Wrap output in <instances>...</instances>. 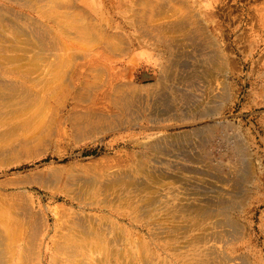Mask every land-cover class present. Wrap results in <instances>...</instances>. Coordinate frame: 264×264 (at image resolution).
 Instances as JSON below:
<instances>
[{
    "label": "bare ground",
    "instance_id": "1",
    "mask_svg": "<svg viewBox=\"0 0 264 264\" xmlns=\"http://www.w3.org/2000/svg\"><path fill=\"white\" fill-rule=\"evenodd\" d=\"M123 26L169 55L149 92L168 103L172 120H190L202 110L186 105L184 117L177 116L184 109L175 104L198 99L191 93L194 85L211 91L219 73L227 86L230 72L220 52L212 49L213 39L200 27L189 0H0V168L38 160V153L49 150L61 133L71 132L75 141L84 143L125 117H139L137 93L142 88L123 80V62L116 53L125 45ZM185 57L195 62L192 71L182 70ZM224 92L201 117L218 116L235 104ZM158 135L143 144L151 158L138 155L115 172L97 168L99 161H93L81 169L53 168L26 177L51 191V199L62 193L61 205L37 203L24 191L7 195L0 186V264H167L155 256L150 242L125 235L110 217L89 215L82 207L75 211L73 201L125 209L133 222H146V235L168 247L178 263L233 262L223 250L240 234L232 199L214 193L215 202L199 200L186 174L161 168L171 163L165 159L167 152L185 146L187 139ZM235 148L242 162L247 161L245 145ZM234 170L230 178L235 185L250 181V168Z\"/></svg>",
    "mask_w": 264,
    "mask_h": 264
},
{
    "label": "rangeland",
    "instance_id": "2",
    "mask_svg": "<svg viewBox=\"0 0 264 264\" xmlns=\"http://www.w3.org/2000/svg\"><path fill=\"white\" fill-rule=\"evenodd\" d=\"M189 5L190 10L198 15L200 27L206 36L213 39L212 49L216 53L220 52L225 69L229 70L230 75L226 87L220 82L223 78L217 73L213 90L203 91L201 83L199 86L194 85L196 87L193 86L191 93L198 99L175 105L183 106V109L186 105L201 106L203 110L205 107H213L214 100L228 91L235 102L233 106L229 104L218 116L201 117V110L193 119L173 121V112L169 111L168 103L161 102L162 99L158 102L157 97L150 96L149 92L159 81L161 65L169 55L159 52L164 49L162 47H150L148 44L152 41L141 39L137 30L123 26L121 42L125 45H119V52L116 53L123 62V80L142 88L137 91L141 97L139 106H142L138 112L139 117H125L120 124L109 125L110 129H104L100 135L94 134L93 138L84 143L75 141L71 132L66 136L61 133L53 139L56 145L45 153H38V160L7 169L0 168V186L6 190L7 195L24 191L37 203L42 201L44 205H61L64 199L62 193L57 194L58 199H51V191L37 183L27 182L26 177L45 173L53 168L81 169L82 166L91 165L93 161H99L97 168L105 167L102 170L115 172L137 161L138 155L151 158L150 150L143 144L153 141L158 134L163 137H184L187 139L185 146L178 145L171 152L168 151L165 159L171 163L160 167L170 172H176L173 171L175 168L186 174L194 184L190 191L199 194V200L215 202L214 193L223 195V199H232L235 206L232 218L238 224L240 234L236 236V241L233 240L223 250L234 259L230 264H264V0H189ZM187 55L185 54L186 57L189 56ZM192 55L204 59L199 53ZM186 57L181 62L185 67L182 70L192 71L190 64L195 62ZM201 63L200 61L199 64ZM95 99L96 94L93 100ZM106 110L112 111L109 103H106ZM185 111L187 110L176 111L177 116L184 117ZM100 137L103 139L92 142ZM243 144L248 160L243 159L242 162L240 151L235 146ZM186 159H197L201 163L186 162ZM151 164L154 166V163ZM246 167L251 170L250 181H240L235 185L230 178L231 172H235L236 168L239 171L240 168V173H243L242 170ZM221 180L230 182L222 184ZM230 185L234 187H229ZM227 191H233V196L227 195ZM187 198L191 201L194 199ZM73 205L75 211H81L82 207L89 215L110 217L123 228L125 235L140 236L150 242L155 256L163 263L181 264L172 256L168 247L146 235V222H133L132 215L125 209L84 206L76 201H73ZM217 247L222 249L223 245L217 244Z\"/></svg>",
    "mask_w": 264,
    "mask_h": 264
}]
</instances>
